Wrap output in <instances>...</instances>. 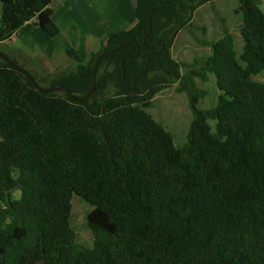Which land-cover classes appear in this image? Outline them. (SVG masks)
<instances>
[{
	"label": "trees",
	"instance_id": "trees-1",
	"mask_svg": "<svg viewBox=\"0 0 264 264\" xmlns=\"http://www.w3.org/2000/svg\"><path fill=\"white\" fill-rule=\"evenodd\" d=\"M52 1L0 0V43L20 29L57 37ZM237 2L242 51L227 33L199 68L183 71L169 49L194 4L135 0L134 24L110 33L88 66L69 49L79 69L47 86L25 69L42 88L82 97L111 50L97 70L114 69L93 92L106 77L116 88L97 99L43 92L0 57V264H264V11ZM207 72L216 98L202 108L193 76ZM174 83L192 113L182 144L147 111ZM73 196L92 207L90 247L70 225Z\"/></svg>",
	"mask_w": 264,
	"mask_h": 264
},
{
	"label": "rangeland",
	"instance_id": "rangeland-1",
	"mask_svg": "<svg viewBox=\"0 0 264 264\" xmlns=\"http://www.w3.org/2000/svg\"><path fill=\"white\" fill-rule=\"evenodd\" d=\"M98 1L100 0L95 2L96 9L91 6L88 16V13L85 12V3L88 2L90 5L91 0L52 1L50 4L52 17L60 29L57 37L50 38L39 29H33L35 32H28L30 34L20 29L15 32L10 41L0 43V47L24 69L32 72L41 81L42 86H47L52 79L60 78L63 74L77 72L80 64L67 54V50L72 49L82 58L81 66H88L93 59V54L97 52L102 43L101 39L105 38L103 37L105 32L102 34V31H110L118 27L117 23L113 24L108 21L111 16L104 23L106 28L104 25L100 27L103 20L97 16L101 15L102 6ZM134 1L132 0L133 3ZM260 1L259 6L264 11V0ZM74 2L77 4L75 5ZM187 3L194 4L192 11L188 9L192 16L184 26L175 30V34L171 37L172 43L169 46L173 58L184 63L181 66L183 71L186 68L203 66V61L210 55V44L225 37L227 33L232 37L237 53L242 51L244 44L240 34L242 15L237 12L239 8L237 0H213L203 3L202 0L193 2L187 0ZM126 5L129 8L128 0H126ZM128 16H130L129 12ZM134 22L133 9V22H129L125 29L130 28ZM75 42L77 43L75 44ZM196 62V65H192ZM113 69L114 64L108 63H104L100 71L96 67L95 81ZM205 75L204 81L198 76H193V79L198 88L206 92L199 99L198 106L209 108L214 104L216 98L215 78L209 72ZM255 79L264 82V72L256 76ZM115 88V82L106 77V86L103 92L97 94L93 92L91 95L97 99L113 93ZM147 111L172 134L176 144H182L185 141L192 113L189 97L185 92L178 90L176 83L159 92L153 98ZM210 123L212 124L213 121ZM11 196L19 198L20 193L15 190ZM71 205L70 225L75 232L76 242L83 247H90L93 235L87 224V216L92 207L78 196L72 197ZM0 206H3L1 201Z\"/></svg>",
	"mask_w": 264,
	"mask_h": 264
},
{
	"label": "crops",
	"instance_id": "crops-1",
	"mask_svg": "<svg viewBox=\"0 0 264 264\" xmlns=\"http://www.w3.org/2000/svg\"><path fill=\"white\" fill-rule=\"evenodd\" d=\"M53 1H55V0H53ZM128 1L130 3L129 8H127L126 0H100V1H98V2H100L99 4L102 6V10H100L101 15L99 14L97 16L100 20H103V21H101L100 27H102L104 25V23L106 22V20L109 16H111V18H109L108 21H111L113 24H115V23L118 24V27L116 29H112L110 31H107V30L102 31V34H103V32H105L103 34L104 35L103 37H105V38L101 39V42H103L106 39V37H107L106 35H109L112 32H117V31H120L122 29H125L126 25L129 24V22H133V9H134L133 7L134 6H133L132 0H128ZM95 2H96V0H91L90 5L88 4V2L85 3L86 4L85 12L88 13L87 16L90 13L91 6H93L96 9ZM74 4L76 5L77 3L74 2ZM78 4H80V3H78ZM50 8H51V5H50ZM128 12L130 13V16H128ZM104 28H106L105 25H104ZM35 29H39V28H35ZM34 30L31 32H35ZM28 34H30V33H28ZM65 41H67V40L65 39ZM76 43L77 42H75V44Z\"/></svg>",
	"mask_w": 264,
	"mask_h": 264
},
{
	"label": "water",
	"instance_id": "water-1",
	"mask_svg": "<svg viewBox=\"0 0 264 264\" xmlns=\"http://www.w3.org/2000/svg\"><path fill=\"white\" fill-rule=\"evenodd\" d=\"M111 52L110 51H107V52H104V53H101L95 60V63H94V66H93V70H92V86H91V89L88 91V93L82 97H78V96H74L71 92H69V90L65 87H54V88H42L40 87V85H38L34 79L32 78V76L30 75V73H28L25 69H22L20 68L18 65H16L9 57H7L6 55H4L3 53L0 52V57L2 59H4L6 62H8L13 68H15L16 70H18L19 72H21L22 74H24L25 76H27L29 78V80L41 91L43 92H52V91H67L74 100L76 101H84L86 99H88L91 94L93 93L94 89H95V73H96V67H97V64H98V61L99 59L107 54Z\"/></svg>",
	"mask_w": 264,
	"mask_h": 264
},
{
	"label": "clouds",
	"instance_id": "clouds-1",
	"mask_svg": "<svg viewBox=\"0 0 264 264\" xmlns=\"http://www.w3.org/2000/svg\"><path fill=\"white\" fill-rule=\"evenodd\" d=\"M15 35V33L12 35V36H14ZM12 38V37H11Z\"/></svg>",
	"mask_w": 264,
	"mask_h": 264
}]
</instances>
